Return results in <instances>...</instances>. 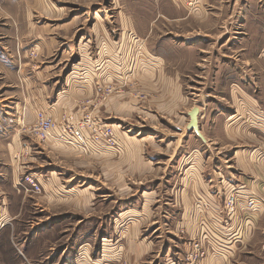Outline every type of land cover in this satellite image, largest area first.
Listing matches in <instances>:
<instances>
[{"label": "rangeland", "instance_id": "obj_1", "mask_svg": "<svg viewBox=\"0 0 264 264\" xmlns=\"http://www.w3.org/2000/svg\"><path fill=\"white\" fill-rule=\"evenodd\" d=\"M154 1L0 0V197L7 194L13 205L12 210L8 211L10 215L13 209L17 211V205L23 197L30 201L26 203L23 211L18 210L21 216L13 222H7L8 225L4 222L5 214L3 217L0 215V230L7 227L0 236V264H199L207 256L208 250L212 249L208 248L207 239H204L209 234L206 226L203 225L206 232L201 235L189 234L180 224L183 210L180 181L190 167L192 157L189 166L181 165L177 170L169 169L164 177L161 173L157 179L151 175L147 177L144 185H139L138 177L132 171L126 170L122 177L123 192L112 185V177L103 180L101 165L93 160L96 156L92 151L83 153L70 149L76 160L89 163L86 171V165L76 170L68 157L50 154V149L47 148L46 178L57 179L54 180L56 183L61 181L66 184L70 183L68 179L73 173L77 175L70 184L64 185L63 197L60 192L51 198L48 196L49 192H46L44 200V192L32 178L33 175L14 176L22 159H12L7 150V140L10 141L12 134L16 135L17 128L25 131L31 141L38 143L42 149L45 141H39L30 133L37 118L63 122L67 117L76 119L83 113L90 112L99 117L101 106L114 94L126 95V101H134L136 108L143 107L145 111L142 115L128 120L134 127L133 131H128L125 127L122 130L133 136H153L156 143H152L151 148L155 149L158 158L166 157L167 161V141L172 139L170 144L175 147L177 138L182 136L176 128L183 130V124L186 123L181 113H186L194 105L197 108L205 105L207 108L202 107L205 117L201 130L206 142L191 136L182 139L179 153L191 152L193 149L203 152V157L207 156L205 169L209 170L212 168L213 159L217 161L219 165H215V168L227 174L223 178L232 182L230 188H235L227 191L228 195L224 196L221 213L225 215L227 222L237 213L236 197L239 193L236 188L241 184L233 182L234 179L227 172L233 169L238 172L233 158V151L237 147L235 142H239L238 146L247 145L246 138L254 134L248 124L259 121L252 119L251 112L246 113L240 109L237 114L240 115L239 121L242 122L239 124L242 127L228 124L227 128L218 126L227 120L230 113L232 116L236 113L230 107L229 97L214 91V64L216 61L227 64L229 61L226 55L237 57V53L233 52L235 47L222 45L220 49L216 45H202L199 50L197 42L201 39L197 36L207 31L204 23L193 16L183 24L160 18L159 31L155 34L158 38L151 42L153 38L150 35L142 45H136L130 33L134 36L137 31L141 36L149 34L153 10L155 12L158 9L161 12L162 8L170 9L169 11H172L171 8L176 9L169 0H159L157 6ZM238 2L239 4L235 0H210L211 8H238V26H241L244 19L240 9L264 8V0ZM230 18L229 15L225 16V19ZM232 18L234 19L233 16ZM167 32L187 33L186 36L190 32V45H185L181 39L174 42L165 38ZM166 50L169 51L167 55ZM154 52L163 60L159 61L157 73H178L177 82L182 84L184 104L182 105V101L175 102L169 105L168 111L156 108L153 101L157 99L161 103H170L165 96L161 97L164 90L163 79L159 77L157 80L154 78L148 81L154 84L153 89H150V83L139 80L141 72L150 71V65L143 61L148 58V53ZM216 55L222 57L215 59ZM243 66L247 68L246 71L255 73L253 66L249 67L246 63ZM108 72L117 73L124 79L121 82H111L108 85L111 92L107 94L106 85L95 78ZM239 98L244 104L247 103L244 97ZM28 109L35 111L34 122L30 126L25 124ZM175 112L179 114L175 115ZM189 133L195 135L193 131ZM187 144L190 149L185 148ZM167 161L159 159V164ZM26 177L33 180L38 190L26 184ZM158 182L161 185H155ZM102 183L104 190L101 189ZM169 184L173 186L171 191L167 189ZM91 185L94 187L93 191L81 193L85 200L93 199L95 210L91 208L88 212H79L71 206V194L64 192L74 186L84 190ZM154 186L160 191L157 197L154 196L155 201H159L156 202L157 205L155 201L149 204L146 212L141 214V189H153ZM51 187L59 188L56 184ZM77 195L79 194L75 197ZM232 195H235V201L233 212H230L226 201ZM193 198L191 196L195 203L200 200L199 197ZM248 198L246 208L249 210L252 208L248 204L250 201L253 202V207L259 201L264 205L262 197L252 194ZM169 203L174 212L170 209L169 219H165L168 207L166 205ZM123 208H130L135 212L124 214L123 216H128L123 218L120 225L117 219ZM136 220H142L137 228ZM107 223H110L108 229ZM102 231L104 236L108 234L111 242L110 255L104 260L100 247ZM144 243L153 246V250L143 260L137 258L136 253ZM196 247L205 253L203 259L197 256ZM23 249L29 252L24 257ZM171 251L175 253V260H172Z\"/></svg>", "mask_w": 264, "mask_h": 264}, {"label": "crops", "instance_id": "obj_2", "mask_svg": "<svg viewBox=\"0 0 264 264\" xmlns=\"http://www.w3.org/2000/svg\"><path fill=\"white\" fill-rule=\"evenodd\" d=\"M158 1L159 0L154 1L156 6L158 5ZM169 1H171L176 9L171 8L172 11H169L170 9L164 10L162 8L160 9L161 12H159L158 9H156L155 12L153 10V18L150 20V33L144 36H141L138 31L135 36L133 33H130L134 43L140 46L150 35L151 38H153L151 39V42L157 39L158 37H155V34L159 31L158 22L160 18L169 22H182L183 24L190 16L197 17V21L204 23L207 31L201 36H197L201 39H198L199 41L197 42L199 50H201L199 47L202 45H216V47L218 46L220 49L222 45H230V47H235L233 52L235 54L237 53V57L233 55H226L229 61L227 64H222V62L218 61L215 62L213 74L215 93L217 92L229 97V100L231 101L230 107L234 113L239 114L240 109H243L246 113L251 112L253 120L255 119L256 121H259L257 123L252 122V125L248 124L249 127L253 129L252 132L254 134H250L249 137L246 138L248 141L246 142L247 145L238 146L239 142H235L237 147L233 151V158L236 166L234 167L238 172L234 169L233 171L227 172L228 176H232V179H234L233 182L241 184L239 188H236L239 193L236 197V207H238L237 213L233 216V218L230 217L228 222L225 215L221 213L220 208L222 206L224 196L228 195L227 191L229 192L235 188H230L229 186L232 182L223 178V176H227V174L222 173L215 168V165H219L217 161L213 159L212 168L209 170L205 169L207 156L203 157V152L193 149L191 152L181 151V153H179V146L180 143L182 144V139L185 140L190 136L196 139L199 138L196 134L191 135L188 130L190 123L189 113L196 105L188 109L186 113H181L183 115V119L186 120V123L183 124V130L176 128L177 131H180L182 136L177 138L175 147L170 144L172 139L167 141L166 152L169 153L167 161L166 157L165 159L163 157L158 158L155 149L151 148V144L156 143L153 136H133L130 132L127 133L126 130H122V128L125 127L128 131H133L134 127L130 122H128V120L145 113L143 107L136 108L134 101H126L124 99L127 98L126 95L114 94L110 96L101 106L99 117L104 123L113 128L116 147L100 146L93 148L92 154H95L96 156L93 160H95L97 164L101 165L100 170L103 180H106V178L110 179V177H112V185L116 186L118 191L123 192L122 183L124 179L122 177L126 170L132 171L133 175L138 177L139 185H144L147 177L151 175L155 176L157 179L161 173L164 177L165 173H167L169 169L173 170L175 168V170H177L176 168H178V166H189V160L190 157H192V163L185 171V174H183L180 181L182 186L181 198L183 209L180 216V224L189 234L200 233L203 235V233L206 232L204 226H206L207 232L211 234V236L208 234V237H205L204 239H207V243L209 245L208 248H212L211 250L213 252L209 249L207 256L199 264H263L264 205L259 201L258 204L254 205V207L249 210L246 208V202L248 201V196V199H250L252 194L264 199V152L261 153L264 151V8L248 7L247 10L240 9L239 11L242 15H244V19L240 24L241 26H238L236 20L238 8H211L210 0H197L198 6L194 8L188 4L191 0ZM235 2L239 4L238 0H235ZM228 15L231 18L225 19V16ZM133 31H136L135 27L133 28ZM179 33L180 32L170 34V32H167L164 37L174 42L181 39L185 45H190L188 43L190 39V32H188V36H186L187 33ZM159 37L161 38V36ZM258 49H260V52H258ZM168 52L169 51L166 50V55L169 54ZM155 53L156 52L153 54L148 53V58H145L143 61L144 64L150 65V71L141 72L142 74L140 73L141 76L139 77V80L140 82H148L152 81L154 78H156V80L159 77L160 79H163L164 90L161 93V97L164 98L165 96L166 99H168L167 102L170 103H161L157 99H154L153 101L156 108L168 111L169 105H173L175 102L179 103L182 101L183 105L185 97L182 92V84L180 85L177 82L179 80L178 73L167 74L164 72V75L157 73L156 68L159 61L163 60L161 56ZM221 57L222 56L220 55H216L215 59ZM243 63H246L249 67L253 66V71H255V73L252 74L246 71L247 68L243 66ZM95 79H99L103 85L108 86L111 82H121L124 77L121 75L118 76L117 73L108 72L107 74L99 75ZM142 84L145 86L144 82ZM150 86V89H153L154 84L150 83ZM148 92L151 94V91ZM239 97H244V100L247 103L244 104L240 101ZM203 106L206 107L205 105H202V107ZM202 107H198V126L204 140H207L201 130L203 128V120L205 117V111ZM41 110L43 109L41 108ZM34 112L35 111L32 109H28L25 124L29 126L30 124L32 125L34 122ZM174 114L177 115L179 112H175ZM236 114L232 116L230 113L227 120L218 126L221 128H227L228 124L231 126L234 125L236 127H242L243 125L239 124L242 122L239 121L240 115ZM178 117H180V115H178ZM229 139L233 141V139ZM31 140L32 139L27 135V133L22 129L19 130V128L16 130V135L14 136L12 134L10 141L7 140V150H9V154L12 159L14 160L15 157H21L22 159V162L17 165V174L14 173V176L16 175L17 177H20L22 174L33 175L34 177L32 178L37 181L44 192L42 198L44 200L46 192H49L48 196L51 198H54V195L60 192L63 197L62 189L64 185L70 184L77 175L73 173L68 179V182L70 183L66 184H62L61 181L60 183H56L54 180L57 179L51 180V178H46L45 161L47 148L50 149V154L55 153L62 157H68L76 170H79L78 167L82 168L81 166L86 165V171H88V166H90L89 163L76 160L77 158L70 153L71 150L75 149L73 147L55 142L53 140H47L41 149V146L37 145L38 143L36 144ZM155 145L157 146V144ZM189 146L190 145L187 144L185 148L190 149ZM159 159L165 160L167 163H161L163 164L161 165L159 164ZM20 160H18V162ZM165 169L167 170L165 171ZM52 184L58 185L59 188L52 189ZM159 184L161 185V182H158L155 185ZM107 187L109 188V186ZM172 187L173 186L169 184L167 189H170L171 191ZM92 188L94 187L91 185L84 190H79L76 186H74V188L68 189L66 190L68 192L65 191L64 193L67 195L70 193V202H72L71 206L78 209L79 212L84 213V211L88 212L91 208L95 210L93 199L91 200L90 198L89 200H85L84 194L81 193L83 191L89 193L94 190H92ZM108 188H106V190H109ZM101 189L104 190V183H102ZM159 192L160 191L157 186H154L153 189H141V214L146 212L148 205L155 201V197L158 196ZM75 193L79 195L75 197ZM91 194L94 195L93 193ZM190 195L192 198L199 197L200 200L195 203L193 200L194 198L191 199ZM9 201L10 200L7 198V194L4 196L2 194L0 197V215L3 217L5 214L6 217L4 216L3 218H5L4 222H6L7 225V222H13L18 219L21 216L20 213L18 214V210L20 209L23 211L26 203L28 204L30 202L26 201V198L23 197V200L19 201L17 205V211L13 209V212H11L12 215H10L8 211L10 212L12 210L13 205ZM157 201H155L156 205ZM166 207L167 217H165V219H169L168 215L171 214V210L174 208L171 207L170 203L169 205H166ZM129 212L131 213L135 211L130 208H123V211L119 212L117 220L120 225L124 221L123 218L128 216L123 215ZM141 222L142 220H136L135 228H137L138 224ZM11 224L13 225V223ZM109 224L107 223V229L109 228ZM200 225L202 228H199ZM6 229L7 227L0 230V236ZM12 238L13 236L9 237L8 240H11ZM100 241V247L102 250L101 257L103 258L102 260H104L110 255L109 247L111 242L108 234L104 236V232L102 231ZM152 250L153 246H147L145 243L141 244L140 251L136 253L137 258L144 260V257L151 253ZM18 251L20 250L18 249ZM22 253L23 257L29 254L26 249H23ZM171 253L172 260H175V253L173 251H171ZM103 263H105V261Z\"/></svg>", "mask_w": 264, "mask_h": 264}, {"label": "built area", "instance_id": "obj_3", "mask_svg": "<svg viewBox=\"0 0 264 264\" xmlns=\"http://www.w3.org/2000/svg\"><path fill=\"white\" fill-rule=\"evenodd\" d=\"M192 8L198 6L197 0H191ZM101 88H98L100 90ZM106 93H110L111 89L105 86ZM30 133L41 142L53 140L55 142L70 146L83 153H91L93 148L100 146L115 147L116 144L114 130L110 125H107L103 120L93 112L83 113L80 117L74 119L67 117L63 122L54 121L44 117L37 118L35 124L31 128ZM25 182L37 189V185L33 180L26 177ZM235 195L226 201V206L233 212ZM250 207H253V202L250 201ZM197 256L203 259L205 253L195 248ZM264 264V261H263Z\"/></svg>", "mask_w": 264, "mask_h": 264}, {"label": "water", "instance_id": "obj_4", "mask_svg": "<svg viewBox=\"0 0 264 264\" xmlns=\"http://www.w3.org/2000/svg\"><path fill=\"white\" fill-rule=\"evenodd\" d=\"M198 116H199V109L197 107H194L189 113L190 123L188 126V130L193 131L202 141H205L204 137L201 135L199 131Z\"/></svg>", "mask_w": 264, "mask_h": 264}]
</instances>
